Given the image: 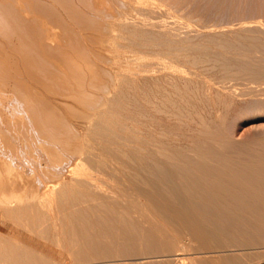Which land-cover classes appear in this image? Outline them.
Listing matches in <instances>:
<instances>
[{"label": "bare ground", "instance_id": "obj_1", "mask_svg": "<svg viewBox=\"0 0 264 264\" xmlns=\"http://www.w3.org/2000/svg\"><path fill=\"white\" fill-rule=\"evenodd\" d=\"M213 96L263 116L264 0H0V264H264V133Z\"/></svg>", "mask_w": 264, "mask_h": 264}, {"label": "rangeland", "instance_id": "obj_2", "mask_svg": "<svg viewBox=\"0 0 264 264\" xmlns=\"http://www.w3.org/2000/svg\"><path fill=\"white\" fill-rule=\"evenodd\" d=\"M9 92V93H8ZM6 95H9V94H11V91L10 90H7V92L5 93ZM8 97V96H7ZM11 97V95H9V97H8V99ZM244 97H248V96H244ZM239 98V99H238ZM249 98V97H248ZM213 102H207V101H203L204 103L202 104V102H200V100H196L197 101V103H196V101H195V104H194V111L196 112L195 114H197V116L198 115H200L201 116V119L202 120H205V121H207L208 123L210 122V121H214L213 123H215V122H217L218 120H220V116H221V113H222V115L223 116H225L226 117V124L227 125H229V123H227V122H230L231 124V126H230V129H229V127H228V129L229 130H231V131H233L234 130V133H235V136H236V139H243V137H245L244 135H246L247 136V134L250 136V135H255V136H260L261 134L263 135V133H264V107L261 109L262 111H260L259 113H260V115L262 114L263 116H259V117H257L256 119H252V120H249V119H247L246 118V116L245 117H240L239 116V112H240V110H245L246 109V106L249 104V103H245V101H243V100H245V98H243V97H237L236 99H234L233 100V102H235L236 104H234V103H230L231 102V100L228 102V100L226 99V98H223V100H226V101H223L224 102V104H220V103H223V102H220L219 104H218V101H215V100H217V98L216 97H214L213 96V99H211ZM210 100V101H211ZM237 100H242L241 102L240 101H236ZM5 101H7V100H5ZM4 101V102H5ZM215 101V102H214ZM208 103V105L206 106L205 104H207ZM225 102H228V104L227 105H230L231 106V108L230 107H228L227 105H225L226 103ZM210 103V104H209ZM214 103V104H213ZM217 103V104H216ZM242 103H244V104H242ZM196 105V106H195ZM220 105V106H219ZM224 106V107H223ZM227 106V107H226ZM245 107V108H242V107ZM229 108V109H226V108ZM248 107H250V106H247V108ZM211 108V109H210ZM213 108H214V111H213ZM238 108V109H237ZM250 109V108H249ZM254 109V108H253ZM237 110V111H236ZM243 110V111H244ZM243 111H241V116H243V115H245V114H242V113H244ZM246 111H248V110H246ZM218 113H220L219 114V116L217 115ZM202 114V115H201ZM246 114H247V112H246ZM206 117H205V116ZM210 115V116H209ZM218 116V120H217V116ZM229 115V116H228ZM212 116H214V117H212ZM222 116V117H223ZM199 117V116H198ZM224 117V118H225ZM261 117V118H260ZM223 118V119H224ZM241 118V119H240ZM244 118V119H243ZM245 118H246V120H245ZM199 119V120H198ZM197 119V117H196V119H194L193 121L195 122V124H196V126H197V123L201 120L200 119V117ZM196 120H198V122L196 121ZM225 120V119H224ZM237 121V122H236ZM194 122H192V125H195L194 124ZM197 122V123H196ZM162 123V122H161ZM164 123V122H163ZM161 124V126H164L165 124ZM196 126H193L192 128L194 129V128H196ZM236 126V127H235ZM157 128H160L159 127V125H156V126H153V129L156 131L157 130ZM231 128H233V129H231ZM243 134H242V133ZM259 132H263V133H261L260 135L258 134ZM237 134V135H236ZM241 134V135H240ZM239 135L241 136V137H239ZM242 135H243V137H242ZM261 135V136H262ZM237 136H238V138H237ZM28 155V154H27ZM26 156V155H25ZM29 156V155H28ZM9 160H11L12 161V171H14L15 173H20V171H22V170H25V172L26 173H29V167H30V164H29V160L31 159V157H27V158H25L24 156H18V157H12L11 155H7L6 156ZM218 248V247H217ZM238 249L239 248V252H242V253H244V252H260V250H262V249H258V248H252V249H248V248H243V249H241V247H228L227 248V250H225L226 249V247H225V249L222 247V249L223 250H225V251H222V252H220L219 251V249L220 248H218V249H215V248H212V251L214 250L215 252H216V250H217V252H216V254H226L227 252H229V250H233V249ZM221 250V249H220ZM242 250V251H241ZM246 250V251H245ZM253 250V251H252ZM258 250V251H257ZM120 251H124V250H120ZM115 252V253H113L112 255H111V257L110 258H108V259H111L110 261H108V263H107V259H106V262H101V263H104V264H119V263H130V261L131 262H136V261H138V260H135V258L136 257H138L140 254V256L141 257H143V255L145 256V257H148V256H146L145 255V253H144V251H139V252H142V253H144L143 255H142V253H138V252H135V254H133L132 252L130 253V251L127 253V252ZM127 251V250H126ZM159 251V250H158ZM152 252H157V251H150V252H148V254L147 255H149V257L151 256L152 257V259H154V260H158V257H159V255H165V256H160L159 258H162V259H159V260H163V262L164 263H166L165 261L166 260H168V259H170V261L168 260V263H170V264H174L172 261H171V258H172V256L170 257V256H168L170 253H172V252H169L168 253V251H159L158 253H159V255H158V253L156 254V253H152ZM165 252V253H164ZM125 254V255H124ZM168 254V255H167ZM255 254V253H254ZM259 254H261V253H259ZM124 255V256H123ZM155 255V256H154ZM263 255V254H262ZM139 256V257H140ZM253 256V255H252ZM256 256H258V253H257V255ZM150 257V258H151ZM157 257V258H156ZM261 258H262V256H260ZM113 259V260H112ZM120 259V260H119ZM164 259H165V261H164ZM255 259H257V257H255ZM258 259H260L259 257H258ZM115 260V261H114ZM100 261V260H99ZM112 262V263H111ZM84 263H88V264H99V263H94V262H92V263H89V262H77L76 261V264H84ZM100 263V264H101Z\"/></svg>", "mask_w": 264, "mask_h": 264}]
</instances>
